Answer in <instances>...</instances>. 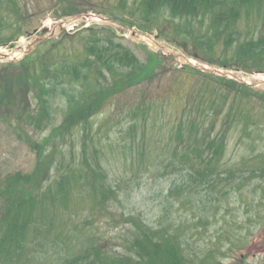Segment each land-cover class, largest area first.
Here are the masks:
<instances>
[{
    "label": "trees",
    "instance_id": "trees-1",
    "mask_svg": "<svg viewBox=\"0 0 264 264\" xmlns=\"http://www.w3.org/2000/svg\"><path fill=\"white\" fill-rule=\"evenodd\" d=\"M61 1L64 16L93 8L89 0ZM116 5L127 13L99 7L123 26L158 31L160 38L195 58L264 71V0H118ZM90 30L82 52L59 53L62 42L51 41L42 55L36 50L19 63L0 67V121L37 156L33 170L0 175V264H196L173 220L153 224L123 214L131 224L124 251L111 250L110 239L92 232L74 233L75 200L76 206L88 204L91 223L93 215L112 213V202L120 201L92 117L114 100L128 119L121 128L131 137L123 140L130 152L126 163L129 159L132 168L162 176L175 174L169 195L178 203L221 205L228 191L264 176V164L241 168L225 162L234 131L239 145L264 142V92L189 65L167 69L164 57L148 48L144 63L113 28L94 25ZM180 73L195 77L186 93L181 90L190 81L183 86ZM166 77L177 82L172 95L150 94L147 86L160 89ZM134 87L140 99L126 110L120 99ZM59 101L64 116L56 125ZM167 108L173 110L167 113ZM154 131L168 143L145 162L146 138ZM76 133L81 156L70 149L68 158L63 147L72 145ZM256 155L264 162V149Z\"/></svg>",
    "mask_w": 264,
    "mask_h": 264
},
{
    "label": "rangeland",
    "instance_id": "rangeland-1",
    "mask_svg": "<svg viewBox=\"0 0 264 264\" xmlns=\"http://www.w3.org/2000/svg\"><path fill=\"white\" fill-rule=\"evenodd\" d=\"M89 1H92L91 7L93 9L81 14L94 13L97 16H103L109 10H114V13H127L116 5L118 0ZM63 3L61 0H21L22 9L19 15L24 18V26L19 35L23 36L18 39L11 37V34L21 27L17 23L19 15L11 11L8 12L7 15L10 18L6 22L10 23L12 18V25L0 29V39L13 38V40L6 41L7 46H0V51L10 52L23 43L27 44L37 38L46 37L42 40L45 43L42 52L51 48V42L48 39L62 42L59 53L82 52L85 42L90 39L93 33L87 29L92 25L87 26L83 22L78 23V25H75L74 22L69 23V20L77 17V15L64 16ZM103 5H108L110 8L104 11V7H99ZM0 16L2 17L3 14ZM61 21L70 25L60 29L59 23ZM243 22L248 25L244 19ZM112 27L117 30L119 38L126 45H129L142 61H147L146 48L154 49L160 54L164 53L166 66L169 69L178 68L181 64L178 54L188 56L185 49L160 38L156 30L146 33L141 27L133 26V29H126L118 23ZM43 28H47L48 33L42 31ZM42 41H36V46ZM174 52H176L175 55ZM24 57L25 55L15 60H0V67L4 63L19 62ZM190 59L197 61L198 65L201 63L209 65L211 68L216 67L202 59ZM253 74L258 76L257 71L252 74H245V76L251 77ZM180 77L184 79L182 81L183 86L189 81L190 85L181 90V83L176 92L181 90L182 93H186L195 82V77L187 76L186 73H180ZM163 82L160 89L152 84L149 89L150 94L153 93L156 96L158 95L156 92L160 91L165 94L166 98H169L177 82H172L168 77ZM254 85L264 90L263 84ZM139 99L138 89L134 87L121 97L120 104L123 103L126 107V105L139 101ZM63 106L60 102L54 107L58 110L56 124L62 122ZM128 109L129 107H126V110ZM172 110L173 108H167L166 111L169 113ZM3 116L8 117L9 114L5 113ZM92 122L94 130H99L97 142L105 155L104 164L110 175V181L112 185L119 187L121 198L120 201H114L111 204L112 213L111 211H103L101 213L104 214L93 215V218L90 219L92 223L87 221L86 217L88 204L86 203L85 207L83 205L76 206L75 200L71 208V219L75 224L74 233L80 236H89V233L92 232L96 236L110 239L111 250L124 251L122 244L130 233L131 224L124 220L123 214H137L153 224L164 217L168 222L171 220L176 222L180 234L186 241L185 243H188L190 250L194 252L196 264H264V176L251 179L249 185L245 189H241L240 192L230 191L222 200L221 205L213 202L208 204V208H205L204 205L198 204H178L174 200L175 197L168 194L173 185L175 174L162 176L157 172H148L144 168H132L129 159L128 163L125 162V157L129 156L130 152L125 148L123 140H130V137L120 127L127 126V118L118 111L114 100L108 101L95 118H92ZM236 137V133H233L230 148L225 157L226 161L230 164L236 163L241 168L262 166L264 162H261L256 154L264 149V142L243 146L235 143ZM146 142L145 162H148L150 156L155 157L164 151L168 139L154 131L152 135L147 136ZM71 143L72 145L68 144L63 147L67 157L70 158L71 156L69 154L70 149L77 156H81V142L78 133L72 137ZM35 164V152L26 143L18 139L7 123L0 121V175L18 170L27 172L32 170ZM248 172H246L247 176ZM201 259L203 261H200Z\"/></svg>",
    "mask_w": 264,
    "mask_h": 264
},
{
    "label": "bare ground",
    "instance_id": "bare-ground-1",
    "mask_svg": "<svg viewBox=\"0 0 264 264\" xmlns=\"http://www.w3.org/2000/svg\"><path fill=\"white\" fill-rule=\"evenodd\" d=\"M26 45L22 46L21 49H17L14 52L9 53V59H15V58H19L22 54L25 53L26 51ZM256 80H263L261 78H256Z\"/></svg>",
    "mask_w": 264,
    "mask_h": 264
}]
</instances>
